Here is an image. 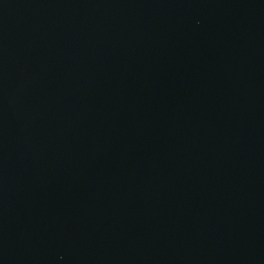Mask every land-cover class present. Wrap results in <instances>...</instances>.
Returning a JSON list of instances; mask_svg holds the SVG:
<instances>
[{"label": "water", "instance_id": "obj_1", "mask_svg": "<svg viewBox=\"0 0 264 264\" xmlns=\"http://www.w3.org/2000/svg\"><path fill=\"white\" fill-rule=\"evenodd\" d=\"M0 264H264V0H0Z\"/></svg>", "mask_w": 264, "mask_h": 264}]
</instances>
